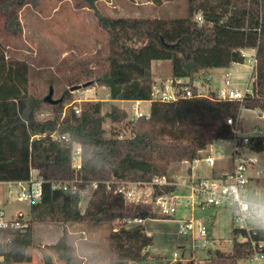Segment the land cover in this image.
<instances>
[{
    "label": "trees",
    "instance_id": "1",
    "mask_svg": "<svg viewBox=\"0 0 264 264\" xmlns=\"http://www.w3.org/2000/svg\"><path fill=\"white\" fill-rule=\"evenodd\" d=\"M77 7L93 11L98 27L108 37L107 66L95 72L85 66L79 78L109 88L111 100H151L156 83L152 63L171 62V78L176 85H192L194 95L176 101L152 100L150 116L130 120L131 136L104 122L122 124L127 111L112 104L103 113L104 101L87 100L73 105L64 115L68 93L61 101L49 103L29 90L30 67L10 60L0 39V182H28L32 170L42 178V194L31 201L29 220L0 227V264H24L33 260L34 223L109 224L123 217L169 219L160 208L149 204L129 206L115 192L121 181L151 182L168 175L170 166L193 162L215 140L233 136L229 117L236 118L241 106L264 109V0H187V13L174 18L112 17L99 9L100 0H75ZM160 5L164 0H152ZM168 1V0H167ZM41 0H0L4 29L12 35L22 32L20 10L26 5L39 7ZM201 14L203 22L196 20ZM255 50L253 92L243 101L220 100L197 95L193 86L202 70L228 69L244 63V50ZM82 62H75L79 66ZM82 66V65H81ZM188 82L177 84L179 79ZM78 79V78H77ZM50 104L53 114L39 119L38 112ZM66 136L67 139H62ZM81 146L82 164L73 167L74 144ZM170 177V176H169ZM171 178V177H170ZM172 179V178H171ZM74 180L77 190L53 188V181ZM173 180V179H172ZM98 182L85 210L82 191ZM257 185L263 186L264 180ZM176 185L155 186L153 198L176 192ZM109 234L112 264H131L149 259L154 236L144 225L114 227ZM245 230H232V249L227 254L215 251L217 264H238L254 254L264 233L251 230V239L240 242ZM264 250V248H263ZM212 253V252H211ZM45 264H54L43 252ZM157 259L163 258L156 256ZM173 264H195L178 260Z\"/></svg>",
    "mask_w": 264,
    "mask_h": 264
},
{
    "label": "rangeland",
    "instance_id": "2",
    "mask_svg": "<svg viewBox=\"0 0 264 264\" xmlns=\"http://www.w3.org/2000/svg\"><path fill=\"white\" fill-rule=\"evenodd\" d=\"M136 1L141 2V0H108L110 3L99 1L97 6L103 12L107 6L109 9H114L115 12H112L114 16L132 15L134 8L140 6L135 4ZM164 1V4H156L159 9L154 11L155 15L162 18L186 15L187 0ZM19 18L22 32L19 35H12L5 31L3 18L0 16V39L8 59L26 62L29 65V90L45 98L52 88L55 100L63 98L68 93L70 97L65 103L64 115L68 114L75 104H78L77 108L80 109L79 104L87 100L104 101L103 113L109 112L113 104L107 100L110 99L109 88L98 83L85 82V79L79 78L80 69L84 66L93 72L99 67L104 68L103 65L107 66L105 58L108 50V37L103 30L99 29L93 11L87 7H77L75 0H41L37 8L32 5L24 6L19 12ZM75 62H82V66H76ZM99 63H101L100 66ZM156 64H159L158 67ZM252 65L249 59H246L244 63L233 65L231 72L239 88H244L248 83L250 77L248 70L252 68ZM154 69L158 78L171 77L169 60L154 61ZM205 74L213 77L211 83L203 79ZM222 75V69L200 71L197 78L201 79L197 84L205 90L215 88L221 84ZM253 77L255 78V73ZM86 83L88 85L83 87L82 85ZM73 86L81 87L72 90ZM114 103L125 108L128 118L122 124H113L106 119L104 127L108 135L111 127H115L126 136H131V126L128 122L134 114L133 103L130 100H115ZM140 107L144 112L149 113V101L144 100ZM52 114V106L46 104L37 116L39 119H46ZM241 115V121L245 123L247 129H250L257 120L255 113L251 110H243ZM76 147L77 145H74V149ZM229 153L228 143L215 142L212 146H208L201 152L200 158L191 165L193 178L212 176L214 171L217 174L228 170ZM210 154L219 159L214 169L204 160V157ZM191 166L190 162H178L170 166L168 175L179 183L177 185L178 194L184 196L189 194L186 185L193 179ZM32 172L34 179H40L35 171L32 170ZM86 188L80 203L82 210L86 209L94 192L91 183ZM260 188V192L264 191V185ZM153 191L154 188L144 185L140 194L141 201L127 204L129 206L137 203L149 204L158 208L152 196ZM20 192L21 186L18 184L8 186L0 183V198L8 200L7 206H4L6 203L3 206L9 222L16 223L20 219L26 222L30 218L31 200L20 198ZM186 217L195 219L191 236L179 234L181 221ZM202 222L208 230L209 246L195 248L196 250L193 251V246L204 244L203 237L198 234ZM121 226H124V223L119 220L115 221L112 226L88 222L34 223L33 260L24 264H45L43 252L52 256L54 264H112L109 234L112 227L117 230ZM236 226L237 222L231 207H194L188 197H183L177 201L176 213L172 218L152 219L145 222L147 232L154 236V244L148 249V260L139 263L131 262V264H173L175 263L172 259L173 253L181 248L185 250V257H194L191 261L195 264L223 262L218 260L215 251L219 249L227 254L231 251L232 243L230 242L234 239L232 230ZM158 255L163 258L157 259ZM0 260H2L1 256Z\"/></svg>",
    "mask_w": 264,
    "mask_h": 264
},
{
    "label": "built area",
    "instance_id": "3",
    "mask_svg": "<svg viewBox=\"0 0 264 264\" xmlns=\"http://www.w3.org/2000/svg\"><path fill=\"white\" fill-rule=\"evenodd\" d=\"M196 20L203 22V17L201 14L196 16ZM243 55L246 59H249L253 63L252 68H249V80L244 88H239L238 83L235 80L233 73L228 69H222V81L221 84L215 88H208L205 90L197 82H200L201 78H196L193 82V86L197 87V95L205 97H213L220 100H240L243 101L244 98L253 92V81H254V68L256 65L255 50H244ZM203 71V70H202ZM203 79L209 80L208 83L212 82L213 77L211 75L205 74ZM184 81L181 79L177 80V84H182ZM196 84V85H195ZM194 95L192 85H176L172 80H168L161 83H155L152 88V100L159 101H176L181 97H191ZM138 101V100H136ZM134 114L131 117L132 121H137L141 117H149V113L144 112L139 103L135 102L133 104ZM251 110L256 115V122H254L250 129H247L245 123H242L241 111ZM77 112L80 110L77 108ZM66 113V112H65ZM227 123L232 126L233 136L230 138H220L213 141L209 146H212L215 142L220 144L228 143L230 145L229 153V163L227 164L228 170L219 172L215 174L214 171L212 176H205L192 179L186 187L189 190V194L184 196L183 194L165 193L158 196L155 201L157 206L160 208L161 212L165 214L176 213V203L180 201L183 197H188L194 207L203 206H213V207H231L233 210V192L232 186L237 183L241 186L240 196L243 198L245 194L259 193L261 188L257 185L258 180H264V109L255 108H245L241 106L240 111L236 118L229 117ZM62 139H67L66 136H62ZM77 147L74 149L73 154V167L79 169L82 164L81 146L77 143ZM204 151V150H203ZM204 160L208 162L212 168L216 167L218 158L213 155H208L204 157ZM42 178L34 179L31 178L28 182H18L17 184L21 186L20 198H28L31 201H36L41 197L42 194ZM179 185L175 180H172L167 175L156 176L151 182H130L121 181L117 183L115 192L122 194L125 198L126 203L140 202L142 193V188L144 185H148L152 188L155 186L163 185ZM93 189L98 187V182L91 183ZM53 188H62L63 190H68L72 188L77 190V186L74 180H59L53 181ZM85 188L82 193L86 192ZM12 189L10 188V191ZM189 202V201H188ZM149 220L140 216L136 217H123L119 219L124 223L125 227H133L138 225H144L145 222ZM193 218H183L181 223V228L179 229V234L183 236H191L193 233ZM237 222V228L240 230H245L248 235H243L242 233L238 236L237 240L240 242L247 241L251 239L250 231L253 230L245 224L243 221ZM9 224L18 223L9 222L6 218L5 211L0 210V227H6ZM198 234L203 237L204 244H199L193 246L192 249L202 248L204 246H209V239L207 237L208 230L204 222H202L200 228L198 229ZM233 243V240L230 242ZM254 254L249 260H239L238 264H264V242H260L259 247L253 242ZM195 256V255H194ZM190 258V259H189ZM172 259L174 261L183 260L189 261L193 260L194 257H185V250L181 248L173 253ZM169 264V263H167Z\"/></svg>",
    "mask_w": 264,
    "mask_h": 264
},
{
    "label": "clouds",
    "instance_id": "4",
    "mask_svg": "<svg viewBox=\"0 0 264 264\" xmlns=\"http://www.w3.org/2000/svg\"><path fill=\"white\" fill-rule=\"evenodd\" d=\"M232 192L233 216L253 230L264 233V191L245 194L241 198V186L237 183L232 186Z\"/></svg>",
    "mask_w": 264,
    "mask_h": 264
},
{
    "label": "crops",
    "instance_id": "5",
    "mask_svg": "<svg viewBox=\"0 0 264 264\" xmlns=\"http://www.w3.org/2000/svg\"><path fill=\"white\" fill-rule=\"evenodd\" d=\"M100 1L101 2L102 1H105L106 3H110V2H108V0H100ZM164 2H166V1H164ZM135 4L136 5H140V6L137 7V8H134V14H132V15H119V16H114V14H112V12H115V10L114 9L112 10L111 8L109 9L108 6L106 8H104V13H106L107 15H110L112 17H152V18L157 17V18H162L159 15H155L156 13H154V11L156 12L159 9V8H157V5L154 3V1H152V0H141V2L136 1ZM162 4H164V3H162ZM116 6H114V7H116ZM156 65H157L156 67H158L159 64H156ZM232 68H233V66L230 67V68H228V70L231 71ZM152 70H153V73H154V78H155L156 83H159V82H162V81H165V80H170V78H171V77H169V78H158L157 75H156L155 69H154V62L152 63ZM208 70H218V69H208ZM182 81L188 82L189 80L186 78V79H183ZM107 100L110 101L111 103L115 104L114 103L115 100H111V99H107ZM143 101L144 100H138V101H136V100H130V102L133 103V104L135 102H138L140 106H141V103ZM147 101H149V100H147ZM149 103H150V107H151V101H149ZM193 163H194V161L193 162H190V166ZM191 168H192V166H191ZM33 171H35V173L38 175V170L34 169ZM191 177L193 178V168H192V176ZM32 178H33V172H32ZM193 179H195V178H193ZM0 183L7 184L8 186H12L14 184H17V183H14V182H0ZM7 201H8L7 199L0 198V210L5 211L4 210V208H5L4 206H7V204H8ZM4 203H6V205L3 206ZM5 213H6V211H5ZM149 220H152V219H149ZM153 220H156V219H153ZM148 234H150V233H148Z\"/></svg>",
    "mask_w": 264,
    "mask_h": 264
},
{
    "label": "water",
    "instance_id": "6",
    "mask_svg": "<svg viewBox=\"0 0 264 264\" xmlns=\"http://www.w3.org/2000/svg\"><path fill=\"white\" fill-rule=\"evenodd\" d=\"M87 85H88V83L83 84L82 86H83V87H86ZM80 87H81V86H73V87H72V90L79 89ZM44 100H45L46 102H49V103H56V102H58V101H61L62 98L57 99V100L53 99V89L51 88L49 94L44 98Z\"/></svg>",
    "mask_w": 264,
    "mask_h": 264
}]
</instances>
